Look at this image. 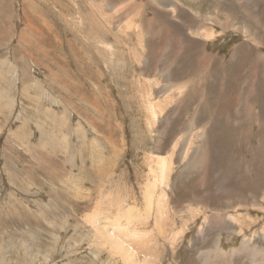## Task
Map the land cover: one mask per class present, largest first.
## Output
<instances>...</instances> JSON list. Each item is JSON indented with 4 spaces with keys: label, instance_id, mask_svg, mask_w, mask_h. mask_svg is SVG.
Listing matches in <instances>:
<instances>
[{
    "label": "rangeland",
    "instance_id": "obj_1",
    "mask_svg": "<svg viewBox=\"0 0 264 264\" xmlns=\"http://www.w3.org/2000/svg\"><path fill=\"white\" fill-rule=\"evenodd\" d=\"M139 8L162 24L135 30ZM257 54L264 0H0V264H125L86 217L142 206L152 155L172 162L164 233L151 230L154 219L143 227L156 237L139 246L141 261L151 245L157 264H264V204L253 202L264 203ZM192 77L196 97L180 101L174 85ZM147 85L151 103L167 99L153 126ZM238 102L253 112L243 132ZM200 104L206 130L194 123ZM227 190L239 195H219ZM226 201L240 207L220 212ZM130 227L129 236L139 226Z\"/></svg>",
    "mask_w": 264,
    "mask_h": 264
},
{
    "label": "bare ground",
    "instance_id": "obj_2",
    "mask_svg": "<svg viewBox=\"0 0 264 264\" xmlns=\"http://www.w3.org/2000/svg\"><path fill=\"white\" fill-rule=\"evenodd\" d=\"M133 1V0H132ZM157 1L159 4L162 5L163 3V0H155ZM110 2V1H109ZM99 3V2H98ZM178 3V2H177ZM89 4V3H88ZM133 4V3H132ZM250 4V3H249ZM96 6V5H95ZM189 6V5H188ZM113 7V6H112ZM144 8V7H143ZM185 9V8H184ZM174 10V9H173ZM171 10H169L170 12ZM261 11V10H260ZM118 12V11H117ZM135 12V11H134ZM113 13V12H112ZM138 13H139V17H140V21L141 23L144 25H142L140 23L139 27H137L135 30H139V29H142L144 32L146 31V29L148 28H155L157 26V23L159 25L162 24V20H161V14L160 12H157V11H154L153 12V18L150 19L148 16V13L147 12H142L139 8L138 10ZM184 13V12H183ZM248 13V12H247ZM121 14V12H120ZM174 14V13H173ZM176 15V13H175ZM110 16V15H109ZM114 16V15H113ZM120 16V15H119ZM177 16V15H176ZM175 16V17H176ZM237 16V14H236ZM257 17V16H256ZM199 18V17H198ZM109 19V18H108ZM112 19V18H111ZM234 19V18H233ZM151 20V22L149 21ZM176 20V19H175ZM181 20V19H180ZM168 21V20H167ZM178 21V20H177ZM187 21V20H186ZM229 21V20H228ZM113 22V21H112ZM116 22V21H115ZM244 22V21H243ZM177 23V22H176ZM182 23V22H181ZM215 23V22H214ZM178 24V23H177ZM168 26V25H167ZM187 26V25H186ZM124 27V26H123ZM190 27V26H189ZM120 30V29H119ZM125 30V29H124ZM133 30V29H132ZM154 30V29H153ZM148 31V30H147ZM146 31V32H147ZM152 32V31H150ZM142 33V32H141ZM159 33V32H158ZM204 33V32H203ZM147 34V33H146ZM202 34V33H201ZM206 36V35H205ZM213 36V35H212ZM193 37V36H192ZM207 38V37H206ZM205 40V39H204ZM179 42V41H178ZM181 45V44H180ZM106 46V45H105ZM196 46V45H195ZM207 46V45H206ZM103 47V46H102ZM112 47V45H111ZM109 47V48H111ZM195 48V47H194ZM202 49V48H201ZM106 50V49H105ZM197 50H200V49H197ZM108 53V51H107ZM111 53V51H110ZM116 53V52H115ZM136 54V53H135ZM140 54V53H139ZM107 55V54H106ZM110 57V56H109ZM257 57V61H254V65L256 66V68L258 69L259 67H263L264 66V62L262 60H258V54L256 55ZM187 58V57H186ZM112 60V59H111ZM212 59H204L203 61L201 60V67H203L204 69H202L203 71L207 69V67L209 66L210 62H211ZM111 62V61H109ZM219 62H222V60L220 61H217L216 63H214V70L213 72H215L216 70L220 69L221 67H218V64ZM223 64V63H222ZM221 65V64H220ZM253 65V64H252ZM222 66V65H221ZM210 68V67H209ZM201 70V71H202ZM209 70V69H208ZM185 78V77H184ZM189 78V77H188ZM201 78V77H200ZM205 80V79H204ZM187 82L189 83H193L195 84L196 81H195V78H190L188 79L185 83H177L176 85V90L179 91L180 93V101H183V102H191L192 99H194L196 97V91L195 90H186V86L188 85ZM198 82V81H197ZM186 85V86H185ZM150 85H147L146 86V91L145 94L147 96V100H149L150 104L148 106L149 108V111L148 113L150 114L151 116V126H153V123L154 121L156 122V120L158 119V116H159V113L161 111H163L167 106H166V100L164 99H161L159 105H155V103H151V102H154V97L153 96V93L152 91L149 89ZM208 87V86H207ZM207 89V88H206ZM172 90V89H171ZM164 95V93H163ZM162 95V96H163ZM168 96V95H167ZM166 96V98H167ZM169 97V96H168ZM223 97V96H222ZM202 98V96H201ZM227 98V97H226ZM179 99V98H178ZM177 99V100H178ZM203 99V98H202ZM169 101V100H168ZM174 101V99H173ZM212 101V100H211ZM227 101V100H225ZM156 102V100H155ZM195 102H196V99H195ZM201 102H207V100H201ZM239 105L241 106L242 104H245L246 105V110L244 111L245 115H244V121L246 123H248L250 120V117L253 115V112L251 111L250 109V105H249V102H238ZM170 105V103H169ZM201 105V108L202 110H206V108H204V105L200 104ZM182 107V102H180L178 104V109L176 110H179L181 109ZM209 107V106H208ZM178 112V111H177ZM242 111L241 110H238L237 113H239ZM202 115L204 117H207L208 114H206V116L202 113ZM215 116V115H214ZM218 116V115H217ZM256 119V118H255ZM258 121H257V124H260V126L262 125V128H261V132L259 134V136L257 138H259V145H263L262 146V150L264 151V122H263V119L261 116H258ZM195 130H191V132H194ZM250 132V131H249ZM251 133H246V135L244 136V139L245 141H247L249 139V136H250ZM204 139L208 142L211 143V139H212V135L209 133V130H207L205 133H204ZM255 137V136H252V138ZM188 139H190L191 137L190 136H187ZM243 148H245V152L248 150V143H247V146L244 145ZM262 151H260V154H261ZM154 158H157V159H154V166L150 167V172H149V175H148V181L145 183L144 185V194L143 196H141V200H142V206H139L137 204V202H132V204H130L128 206V208L126 209L125 207H123L124 205L123 204H120V209H118L119 207L116 206V205H111L108 209H118L120 210V212L117 214L118 216L116 217H112V216H107V217H100V218H97V209L94 210V212L89 215L86 222L87 223H90L91 226L93 225V228L95 229V232H97L98 234V238L100 239V242H102L101 244H104L107 248H109L110 252H111V255L112 256H117L119 258H121L120 260L122 262H124L125 264H157L156 261L152 260L150 258L151 254L150 252L153 250L150 249V246H147V250H148V254L146 255V259L144 261H141V258L139 256V252L143 253V248L142 247H139L141 246V244H144L142 242H145L148 239H150V237L153 235L154 238L156 237L155 234L153 233H150V231H159L160 233H164V223H165V217H164V214H163V208L164 206L166 207L165 205V199L167 197V194L165 192V185L167 183V176H168V172L170 170V165H171V162H172V155H168V156H155V155H152ZM193 162H195V160H193ZM248 162V160H247ZM167 186V185H166ZM225 188V187H224ZM218 189V188H217ZM129 190V189H128ZM225 190V189H223ZM160 192V194L158 195V193ZM113 193V192H112ZM218 194V192H216ZM229 194H235V192H233L231 190V192L229 190L227 191H223L221 192V194L219 195H223V196H227ZM124 195L127 196V199L128 201L130 202V199L132 200L131 196H130V191L125 193L124 192ZM219 195L216 197L218 198ZM235 195H239V194H235ZM158 196V197H157ZM240 197V196H239ZM221 198V197H220ZM247 199V198H246ZM121 201H126L125 199H121ZM238 203H241L243 207L244 205V202H246V200H242L241 198H238L237 199ZM227 202V204H225ZM224 204H221L219 210L220 212H225V211H228L231 207H234V206H238V203L236 205H233V201H226ZM254 204L256 205L257 203H260V200L259 198H256L253 200ZM103 203H100L99 205L103 206L102 205ZM201 205V203H199V206ZM254 205V206H255ZM259 205V206H260ZM204 207L206 205H203ZM240 207V206H238ZM125 208V209H124ZM244 209H245V206H244ZM154 210V213H152ZM105 212V211H104ZM114 212V211H113ZM101 213V212H100ZM109 213V212H108ZM210 213H213V210L210 211ZM112 214V213H111ZM110 214V215H111ZM115 214V212H114ZM113 214V215H114ZM216 215V214H215ZM245 216V215H244ZM247 216V214H246ZM99 217V216H98ZM233 217V216H232ZM85 218V219H86ZM205 218V221H208L211 217H204ZM243 218V217H242ZM248 218V217H247ZM114 219V220H112ZM154 219V228H152L150 231L149 230H144L143 227L146 226L147 223H149L150 221H152ZM233 220H234V217H233ZM233 220H229L230 223L233 222ZM85 221V220H84ZM137 223V224H135ZM246 221L244 219V221L241 223L242 225L245 224ZM131 225L133 226H139V227H136L134 228L133 227V230H137V232H135L133 235L129 236V234H127V232H130L132 229H131ZM245 226V225H243ZM246 227V226H245ZM159 229V230H158ZM90 230V228H89ZM93 230V229H91ZM127 231V232H126ZM151 231V232H152ZM96 235V234H95ZM244 238V237H243ZM153 239V237H152ZM151 239V241H152ZM253 239V238H252ZM250 239V240H252ZM244 241H246L247 239H242ZM141 241V242H139ZM99 242V241H98ZM147 242V241H146ZM132 244L134 246V248H132L130 245ZM148 243V242H147ZM246 245H248V242H245ZM137 245V247H136ZM100 247V246H99ZM98 247V248H99ZM140 248V249H139ZM248 249L252 250V245H250L248 247ZM259 247L258 246H255L253 248L252 251H256L258 250ZM263 249V248H262ZM264 251V250H263ZM259 252V251H258ZM153 258V257H152ZM154 259V258H153ZM157 260V259H156Z\"/></svg>",
    "mask_w": 264,
    "mask_h": 264
},
{
    "label": "crops",
    "instance_id": "obj_3",
    "mask_svg": "<svg viewBox=\"0 0 264 264\" xmlns=\"http://www.w3.org/2000/svg\"><path fill=\"white\" fill-rule=\"evenodd\" d=\"M258 60H262L263 62H264V56H259L258 55ZM194 108H195V112H194V114H193V118H194V123H196L197 125H198V128H202V129H204V130H206L207 128H205V127H199V121L198 120H200V118H201V115H202V113L206 116V114H207V112H206V110H202V108H201V105H199V108L197 109V107L196 106H194ZM206 112V113H205ZM240 116L242 115V113L241 112H239L238 113ZM238 128H239V130H240V132H243V130H244V128H245V125H246V122L242 119L238 124ZM210 128V127H209ZM245 133V132H244ZM261 204H264L263 202H261ZM200 207H202V205H200L199 207H197L196 209H195V212L197 213V215L200 217V215H199V211H200ZM203 208V210H207V208L206 207H202ZM203 212V211H202ZM140 226V225H139Z\"/></svg>",
    "mask_w": 264,
    "mask_h": 264
}]
</instances>
